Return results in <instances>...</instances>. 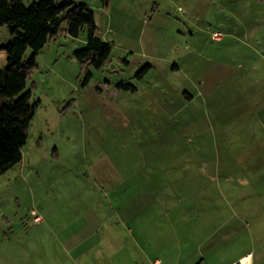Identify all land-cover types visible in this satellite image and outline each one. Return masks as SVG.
I'll return each mask as SVG.
<instances>
[{
	"label": "rangeland",
	"instance_id": "obj_1",
	"mask_svg": "<svg viewBox=\"0 0 264 264\" xmlns=\"http://www.w3.org/2000/svg\"><path fill=\"white\" fill-rule=\"evenodd\" d=\"M74 1L94 10L110 55L99 68L78 62L84 32L39 49L22 159L0 174V264H105L97 243L132 224L126 209L207 188L193 182L199 152L212 175L227 154L243 161L231 175L254 176L253 145H264V0ZM9 37L1 25L0 44Z\"/></svg>",
	"mask_w": 264,
	"mask_h": 264
},
{
	"label": "crops",
	"instance_id": "obj_2",
	"mask_svg": "<svg viewBox=\"0 0 264 264\" xmlns=\"http://www.w3.org/2000/svg\"><path fill=\"white\" fill-rule=\"evenodd\" d=\"M221 146L220 150H233ZM253 146L254 176L242 172L231 175L230 169L237 171L243 161L239 164L227 154L215 159L217 171L212 175L210 154L196 149L201 152L192 166L199 167L201 175L193 182L206 183L207 188L151 194L146 197L150 202L138 211L126 209L125 217L132 224H122V232L108 226L103 248L97 243L98 250L105 253V264H264V154L260 153L264 145ZM250 180H254L251 190L231 185ZM212 183L216 184L213 192L209 189ZM92 217L93 213L90 220ZM90 226L97 230L99 225ZM115 231L123 233L118 248L112 242Z\"/></svg>",
	"mask_w": 264,
	"mask_h": 264
},
{
	"label": "trees",
	"instance_id": "obj_3",
	"mask_svg": "<svg viewBox=\"0 0 264 264\" xmlns=\"http://www.w3.org/2000/svg\"><path fill=\"white\" fill-rule=\"evenodd\" d=\"M99 1L107 5L111 0ZM94 21V11L84 2L37 0L25 6L22 0H0V26L5 25L11 36L0 44L5 55V63L0 66V174L22 159L34 113L30 91L24 89L27 75L36 66L39 49L61 32L71 37L84 32L85 46L75 50L74 57L93 68L107 62L111 48L95 35ZM26 49L31 51L28 57Z\"/></svg>",
	"mask_w": 264,
	"mask_h": 264
},
{
	"label": "built area",
	"instance_id": "obj_4",
	"mask_svg": "<svg viewBox=\"0 0 264 264\" xmlns=\"http://www.w3.org/2000/svg\"><path fill=\"white\" fill-rule=\"evenodd\" d=\"M216 37V36H215ZM196 264H200L199 262L198 263H196Z\"/></svg>",
	"mask_w": 264,
	"mask_h": 264
}]
</instances>
